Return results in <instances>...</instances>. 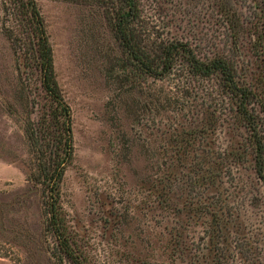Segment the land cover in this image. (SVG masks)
I'll use <instances>...</instances> for the list:
<instances>
[{"label": "trees", "instance_id": "obj_1", "mask_svg": "<svg viewBox=\"0 0 264 264\" xmlns=\"http://www.w3.org/2000/svg\"><path fill=\"white\" fill-rule=\"evenodd\" d=\"M101 1L129 79L171 77L165 97L190 99L185 119L159 130L157 170L139 181L149 199L135 211H144L141 223L154 233V256H138L136 264H154V257L159 264H264V238L254 235L242 214L245 205L260 209L264 229V202L250 191L251 185L264 187V0H151L152 10L170 6L175 21L185 24L182 34L166 39L136 28L152 20L143 0ZM3 7L19 41V75L33 111L23 129L32 154L26 176L41 192L53 257L97 264L60 199L74 153L72 118L45 23L36 0H4ZM30 73L36 74L33 90ZM242 171L253 181L243 180ZM108 214L109 228L120 223L116 208Z\"/></svg>", "mask_w": 264, "mask_h": 264}, {"label": "rangeland", "instance_id": "obj_2", "mask_svg": "<svg viewBox=\"0 0 264 264\" xmlns=\"http://www.w3.org/2000/svg\"><path fill=\"white\" fill-rule=\"evenodd\" d=\"M3 2L0 0V264H69L53 257L55 242L45 230L40 189L27 180L32 154L23 129L33 111L19 75V41ZM36 2L51 44L56 79L71 109L74 153L60 188L66 218L73 230L83 234L81 244L91 262L136 264L144 254L152 259L154 233L141 223L144 211H135L138 203L149 199L141 192L139 181L157 170L158 134L185 119L190 99L165 97L172 88L171 77L141 83L129 79L103 1ZM143 3L152 20L138 23V30L151 34V39L182 34L185 24L175 21L178 15L170 6L157 11L152 10L151 0ZM28 80V89L33 90L36 74L30 73ZM225 130L219 129L223 144L228 140ZM242 172L243 180L253 181ZM250 191L264 202L263 186L251 185ZM244 207L249 229L264 238L262 211ZM114 208L122 216L120 223L109 228L106 214ZM156 256L159 258L158 253ZM154 261L160 262L155 257Z\"/></svg>", "mask_w": 264, "mask_h": 264}]
</instances>
